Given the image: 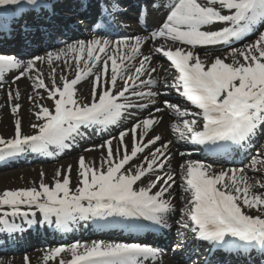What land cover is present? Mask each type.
Masks as SVG:
<instances>
[{
    "label": "snow or ice",
    "instance_id": "6c2138e0",
    "mask_svg": "<svg viewBox=\"0 0 264 264\" xmlns=\"http://www.w3.org/2000/svg\"><path fill=\"white\" fill-rule=\"evenodd\" d=\"M24 15L51 16L54 12L50 0H0V32L10 31L12 24ZM77 23L83 24V21ZM216 25L220 27H214ZM257 25L264 26V0H205L204 3L199 0H176L169 9L166 21L150 33L153 40L163 37L190 46L188 50L183 47L175 50L155 49L167 58L178 73L173 83L165 84L164 87L174 89L200 110L191 115L202 118L203 130H196L195 119H185L182 125H173V131L179 138L205 145L208 151L214 153L219 149L226 151L230 145L243 147L264 132V32H258V38L243 51L231 50L230 55L235 57L238 54L243 62L233 59L228 63L226 57L219 56L206 62L195 51L197 47L229 44L234 39L246 38V34L254 32ZM206 26L209 30H203ZM129 39L134 40V44H129ZM148 39L135 36L110 40L98 36L87 42L79 40L68 44L58 51L56 60L71 54L77 61L75 78H62V86H58L53 69L49 87L39 73L34 77V87L45 89L47 97L54 101L53 109L43 104L36 105L38 110L35 117L41 123L30 124L36 130L34 134H23L22 121L16 118L14 136L10 139L0 136V159L26 151L46 152L52 145L67 147L65 141L74 140L82 126L112 124L127 108L148 107L119 102L130 90L132 95L140 97L158 95L152 91L146 94L135 91L141 84L149 86L158 83L151 77L152 73L157 72L156 67L152 66L151 55H144L141 51ZM137 57H140L138 61ZM44 59L42 56H33L31 61L25 63L14 55L0 54V87L3 86L6 73L20 70L13 78L15 83L26 72L35 70L36 62ZM52 59L53 54L48 53L47 60ZM80 61H85L87 69L83 75ZM133 62H137L138 66ZM97 66L99 71L93 73L92 69ZM88 76H93V83L91 101L85 103L78 99L76 86ZM144 76H148L146 82L141 79ZM118 79L122 83L119 89ZM7 95L9 100L20 98L18 90L13 95L9 89ZM29 100L35 104L36 98L29 96ZM152 104L155 106L156 101L153 100ZM163 105L155 107V112L170 109L177 117L190 115L186 108L182 109L178 104L164 100ZM20 108L21 105L15 103L11 111L16 115ZM161 121L162 117H154L150 112L149 117L119 133L115 148L113 140L116 137L97 145L106 149V155L98 167L87 164L81 156L75 191L70 187L69 165L63 173H55L57 178L54 185L41 182L38 188L9 189L0 193V209H10L0 212V216L4 217L0 219L3 230L12 232L18 229V225L10 222V217L24 218L31 226L34 221L29 217L37 215L36 211H32L33 208L43 214L45 222H54L58 227L66 228L70 222L79 219L119 216L142 218L167 228L175 207L164 197L166 193L171 196L169 190L175 184V179L170 174L160 176L156 173L157 170H163L170 159L165 153L171 141L150 152L142 163L130 165L138 154L161 140L160 135L145 140L153 126ZM138 130H142L139 137ZM129 133L131 148L125 143ZM161 157L165 159L161 160ZM252 163L256 165L261 161L253 160ZM180 167L185 173L184 189L191 192V199L184 213L190 223L181 219L177 221L179 228L190 231L194 240L207 243L209 253L215 248L217 252L227 250L237 260L250 256L251 252H259L264 258V195L252 192L255 185L248 183L244 169L220 171L217 174L210 165L191 159ZM237 173L240 175L237 176ZM149 174H154L155 179L149 178L143 187L136 186ZM44 175L41 173V177ZM61 176L62 179L59 178ZM260 187L264 188V185ZM153 189L157 190L153 192ZM245 209L254 210L256 214H249ZM53 217L55 221H52ZM179 248L180 243L177 242L172 251ZM65 251L70 253L71 259L61 257ZM163 251L142 243L94 241L88 244L78 241L70 246L51 249L43 259L47 262L61 257L58 264H149L150 261L158 260ZM25 261L28 264V257H25ZM204 264L213 262L205 259Z\"/></svg>",
    "mask_w": 264,
    "mask_h": 264
},
{
    "label": "rangeland",
    "instance_id": "374dc122",
    "mask_svg": "<svg viewBox=\"0 0 264 264\" xmlns=\"http://www.w3.org/2000/svg\"><path fill=\"white\" fill-rule=\"evenodd\" d=\"M49 63L54 62V60L52 61H48ZM47 62V64H49ZM47 64L43 65L46 66ZM42 65L40 67H43ZM40 67H36L35 70L40 69ZM77 68V67H76ZM78 70V69H76ZM74 70V72L76 71ZM42 71V70H40ZM99 71V67L98 70H96V72ZM56 72V71H55ZM73 72V73H74ZM95 72V73H96ZM19 73L16 72V75H18ZM70 72H68L66 74V76H70L69 75ZM41 78H43L45 80V83L51 87L52 82V77L53 75H49L48 76V72H45L44 74H40ZM15 76L12 75L11 79H9L10 81H12V84L14 85L15 89L18 87L17 85H15V83H13V78ZM18 81V80H17ZM15 81V82H17ZM90 81H93V76L92 77H88V79H86V81L83 83V85L81 86L82 90L85 88L86 85H88L90 83ZM8 84V82H6L5 80L3 81V85ZM56 84H58V82H56ZM26 85H29V88H26V91H22L21 89H24ZM35 85V80H31L28 83L24 82L23 86L18 89L20 92V98L18 100H9L8 95H4L1 96L0 95V136L4 137L7 139H10L14 136V122L16 118H20L22 121V132L23 134H34L35 130L33 128H29V125L31 124V120L35 119V112L38 110L36 105L39 104H43L46 107H49L50 109H53V100L49 99L46 95L45 89H42V91H39L38 88L34 87ZM59 86V84H58ZM15 95V94H13ZM29 96L35 97V104H33L32 100H29ZM40 97H43V99H40ZM15 103H19L21 105V108L19 110V112L14 115L11 111L12 105ZM35 123H41L40 121H36ZM26 128V129H25ZM130 148V147H129ZM156 148H153L151 150L154 151ZM63 154L65 155H69L68 152H63ZM48 155H52V156H57V153L54 151H50L48 153ZM76 156H73V159L75 160ZM64 158H61L59 161H57V163H60L61 166H59L60 169L56 170L53 173H45V172H40V173H34V174H29L27 176H22L21 179H25L27 180L30 184L31 183H36V184H40L41 182L47 183L49 185H54L55 183V179L57 178L55 176V173L57 171H61L62 173L64 172V170H66L68 168L69 165H71V178H72V174H75V178L78 176V163L77 162H70V164H65L63 161ZM96 157L95 156H90L89 158H85V161L87 164H95V166H99V163L101 161V159L95 160ZM144 157H138V159L134 160V162L130 165H136V164H140L143 162ZM183 162L181 161L180 164H182ZM64 164V165H63ZM22 169V168H21ZM3 169L0 168V193H2L5 190H16L20 188V185L16 182V180L19 178H12L10 176H12L11 174V170L9 171H2ZM41 173H44L45 175L43 177H41ZM184 174V171H183ZM3 177H7L8 180H4ZM255 178H257V175L255 176ZM60 179L63 178V176L59 177ZM261 179H263V177H260ZM152 179V178H151ZM25 182L24 188H31V187H39V186H35V185H30L28 182ZM17 185H16V183ZM148 183V180L145 181L143 183V186H145ZM181 183V182H180ZM263 181H260V184H263ZM10 211V209H3L2 211ZM24 210H28L27 208H25ZM32 210H36L39 212L38 209L33 208ZM253 213L256 214V212L253 210ZM187 217H184L183 219H186ZM180 219V218H179ZM179 219L177 221H179ZM52 221H55V218L52 219ZM48 226L55 228L57 225L56 223H48ZM177 232H179V227H176ZM188 232V231H187ZM44 234H47L46 232H44ZM54 236V235H53ZM34 243L33 240L29 241V244ZM46 252H43L42 254H36L34 257L32 256L31 258H28V264H58L59 259L62 257L65 260H69L71 259L70 253H68L67 251H65L64 253L61 254V257H57L56 260L53 261H45L43 259L44 255ZM41 255V256H40ZM0 264H26L25 259L23 258H18L17 256H11V257H6V256H0Z\"/></svg>",
    "mask_w": 264,
    "mask_h": 264
},
{
    "label": "bare ground",
    "instance_id": "6f19581e",
    "mask_svg": "<svg viewBox=\"0 0 264 264\" xmlns=\"http://www.w3.org/2000/svg\"><path fill=\"white\" fill-rule=\"evenodd\" d=\"M171 1L172 0H162L161 2H157V3H154L153 4V3L148 2L147 0H140V3L143 4V5H147L148 4L150 6L151 13L154 15V18L152 20H154L155 22H158L162 18V15H163V12L165 11V8H167L169 6V4L171 3ZM76 3L78 4L77 7H76V9H78V10L79 9L80 10H83L84 9V5L81 2L78 3V1H77ZM226 11L227 10H225V12ZM82 14H84V12H82ZM77 18H80V17H77ZM155 22L153 24H156ZM51 36H53V33L51 31H49V30H45L40 35V40L39 41H42L45 38H50ZM72 40L73 41L70 42V44H73V43H76L77 42L75 39H72ZM39 41L37 39H34L31 42L32 43H37ZM27 44L30 45L28 42H27ZM32 46H34V45H32ZM146 47H147V45H145L142 48V52L148 53V51L146 50ZM48 53H50V52H48ZM48 53H46V54H48ZM221 55L223 56V58H225V57L227 58L228 57L226 59L228 63H231L233 61V59H237V60H240L241 62H243L242 61V58L241 59L238 58L237 55L235 57H233L232 55H230V53L229 54L228 53H225V54H221ZM205 61L206 62H210L209 60H205ZM79 64H85V61H80ZM76 66H77V61H75L73 59V57H72L71 54H68L67 56H64V58L62 57L61 59L56 60V62L52 66L41 67L42 68V71H39V72H36V73H26L24 77H22L20 80H18L17 82H15V85L18 86L16 89H15L14 85L12 84V81L9 80V79H11V76L15 73V71H17V70H13L12 72H9V73H6L5 74L4 80L6 82H8V84H5L2 87H0V95L1 96L7 95L9 89H11L12 92H13V94H15V92L23 86V83L24 82H27L28 83L29 81L33 80L34 77L38 73L39 74H44L45 72H49V71H51L53 69L56 70L57 77L60 79V81H62L63 80L62 78H65L66 77V73H68L69 71L73 70ZM96 70H98L97 67L96 68H93L92 69L93 73H95ZM92 83L93 82H91L89 84L90 87H92ZM118 86H119V82L117 83V87ZM158 86H159V84H158ZM26 88H29V85H26L25 88L24 89H21V90L25 92L26 91ZM77 97L82 102H83V100H81L82 97L83 98L84 97H87L86 100L84 101L85 103H87V102L91 101V91H90L89 95H87L86 93H84L82 97H81V95H79V96L77 95ZM149 108L150 107H147L146 109H149ZM194 108H196V107H194ZM153 116L154 117H160V115H158V114H155ZM131 122L133 123V120H126V121L120 123L119 125H117L116 128L107 130V133H115L116 130H121V131H122V129L125 130V129L128 128L127 126H129ZM153 129H154V127H153ZM155 135H160L161 136V140L159 142H157L156 144H162L163 142L171 141L169 138H167L166 136H164V134L162 133V129H161L160 123L158 124L157 132H156ZM7 139H8V137H7ZM171 144H172V141L168 145V150L167 151L171 150V148H172ZM155 145H151L150 147L155 146ZM165 156L166 157H169L170 159L167 160V162L165 164V168L163 170H165V169L168 170V171L170 170L171 175L174 177L175 175H173V174L177 170H181V168L179 167L180 166V161H179L178 158H176L172 154L166 153ZM77 158L79 159L80 156H78ZM160 159L163 160V159H165V157H161ZM20 176L21 175H14L12 178H19ZM0 178H2V177H0ZM3 179L4 180H7L6 177H3ZM16 182L20 185V188L19 189L24 188V185L23 184H25V181H23V180H19V181L16 180ZM17 183H16V185H17ZM136 186H139V184H137ZM75 188L76 187H72V189H74V190H75ZM110 219H113V218H110ZM103 220H105V223H107L109 221V218H107V219H100L99 221L98 220H93L92 223H100ZM133 224H137L139 226L138 222H136V223H130V224H123V222H118V223L116 222V228L118 227V228H122V229L128 231L127 228L130 227V226H132ZM170 229H169V233L171 231ZM133 234H135V233H130V235H133ZM185 236L186 235H183L182 236V239H185ZM177 240H179V238H176L175 241H177ZM150 264H170V262L168 261L166 255H164V256L162 255L158 260H156L154 262H151Z\"/></svg>",
    "mask_w": 264,
    "mask_h": 264
}]
</instances>
